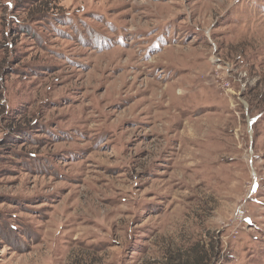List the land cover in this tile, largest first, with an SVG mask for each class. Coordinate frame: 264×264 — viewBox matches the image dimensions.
I'll list each match as a JSON object with an SVG mask.
<instances>
[{
  "label": "rangeland",
  "instance_id": "rangeland-1",
  "mask_svg": "<svg viewBox=\"0 0 264 264\" xmlns=\"http://www.w3.org/2000/svg\"><path fill=\"white\" fill-rule=\"evenodd\" d=\"M0 264H264V0H0Z\"/></svg>",
  "mask_w": 264,
  "mask_h": 264
},
{
  "label": "bare ground",
  "instance_id": "bare-ground-1",
  "mask_svg": "<svg viewBox=\"0 0 264 264\" xmlns=\"http://www.w3.org/2000/svg\"><path fill=\"white\" fill-rule=\"evenodd\" d=\"M177 54H178V53H177ZM202 61H203V60H202ZM195 63H196V62H195ZM184 78H185V77H184ZM184 78H183V79H184ZM199 79H200V78H199ZM200 80H201V79H200ZM189 82H190V81H189ZM191 82H192V80H191ZM196 83H197V82H196ZM200 83H201V82H200ZM173 84H174V83H173ZM198 84H199V83H198ZM198 84H197V85H198ZM203 84H204V83H203ZM181 85H182V84H181ZM179 86H180V85H179ZM213 86H214V85H213ZM167 88H168V87H167ZM192 88H193V87H192ZM192 88H191V89H192ZM196 89H197V88H196ZM203 89H204V87H203ZM162 92H163V91H162ZM192 93H193V92H192ZM215 93H216V92H215ZM160 94H161V93H160ZM217 94H218V93H217ZM223 94H224V93H223ZM211 95H213V94H211ZM190 96H191V95H190ZM214 96H215V95H214ZM180 97H181V96H180ZM180 97H178V98H180ZM202 97H203V96H202ZM161 98H162V95H161ZM182 98H183V97H182ZM186 100L188 101V98H186ZM177 101H178V99H177ZM181 101H182V100H180L179 102H181ZM220 101H221V100H220ZM174 103H175V102H174ZM177 103H178V102H177ZM180 104H182V103H180ZM169 105H171V104H169ZM182 105H183V104H182ZM186 105H187V104H186ZM176 106H177V105H176ZM165 107H166V106H165ZM167 108H168V107H167ZM169 108H170V106H169ZM169 108H168V109H169ZM170 109H171V108H170ZM167 111H168V110H167ZM167 111H166V112H167ZM176 111H177V110H176ZM176 111H175V112H176ZM173 115H174V114H173ZM170 121H171V120H170ZM173 121H175V120H173Z\"/></svg>",
  "mask_w": 264,
  "mask_h": 264
}]
</instances>
